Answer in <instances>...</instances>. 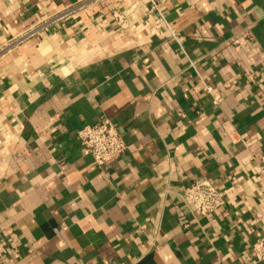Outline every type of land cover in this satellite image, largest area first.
<instances>
[{"label": "crops", "instance_id": "obj_1", "mask_svg": "<svg viewBox=\"0 0 264 264\" xmlns=\"http://www.w3.org/2000/svg\"><path fill=\"white\" fill-rule=\"evenodd\" d=\"M79 1L0 0V264H262L264 0L40 28ZM104 118L128 148L100 168L77 133ZM201 178L225 201L205 217L179 197Z\"/></svg>", "mask_w": 264, "mask_h": 264}, {"label": "built area", "instance_id": "obj_2", "mask_svg": "<svg viewBox=\"0 0 264 264\" xmlns=\"http://www.w3.org/2000/svg\"><path fill=\"white\" fill-rule=\"evenodd\" d=\"M100 1L102 0H81L78 3L70 5L62 11L48 17L46 21L40 25V28L43 26L54 25L72 18L77 13L92 7ZM148 1L150 4V12L160 10L159 0ZM129 14V11L120 10H116L114 13L115 21L121 30L128 27ZM36 29L30 31V35H33ZM173 35L176 37L175 33H173ZM22 38L18 39V42L22 41ZM208 91L211 92V88H208ZM77 138L82 147L83 153L91 156L93 163L100 168L105 167L111 161L121 157L128 148V145L124 141L117 127L107 118H104L102 121L94 125L84 126L78 131ZM256 161L259 163L261 172L264 173V156H261ZM179 197L189 208L194 210L195 213L204 217L216 213L221 207H223L225 202L219 189L206 178H201L190 183L179 192ZM254 251L258 257V261L264 264V233L254 244Z\"/></svg>", "mask_w": 264, "mask_h": 264}]
</instances>
